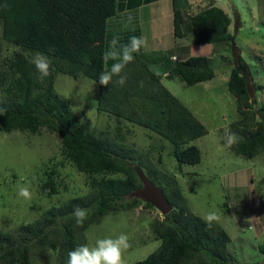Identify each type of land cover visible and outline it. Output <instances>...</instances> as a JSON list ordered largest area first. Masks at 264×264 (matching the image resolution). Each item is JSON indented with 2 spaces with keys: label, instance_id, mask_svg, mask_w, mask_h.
Here are the masks:
<instances>
[{
  "label": "trees",
  "instance_id": "1",
  "mask_svg": "<svg viewBox=\"0 0 264 264\" xmlns=\"http://www.w3.org/2000/svg\"><path fill=\"white\" fill-rule=\"evenodd\" d=\"M114 11L115 0H0L1 38L20 51L42 53L50 60V75L41 80L34 64L16 55L15 81L23 87L16 98L0 100L2 129L9 130L19 122L33 127L49 119L52 127L64 132L70 144L89 155L90 161L82 164L83 169L121 170L126 174L124 178L102 180L88 194L49 207L31 222L0 232V264H30V256L49 245L56 247L54 264H67L68 253L85 244L84 227L98 222L110 203L123 200L141 186L134 166L160 187L171 209L152 223L160 244L132 264H231L226 251L228 234L217 222L209 227L205 219L190 211L175 176L160 171L147 153L113 139L106 131L81 132L63 100L52 91L55 73L72 78L85 76L97 84L98 112L159 134L172 144V155L179 164L199 162L200 151L189 141L205 134L206 129L147 67L150 58L135 54L134 61L122 73L127 76L123 86L115 83L118 77L107 87L99 84L101 72L110 70L115 63L103 60L107 50L105 19ZM181 22V12L174 7V35H180ZM228 22L226 14L217 7H209L189 18L190 30L200 36L198 42L228 39ZM238 24L234 14V26ZM235 53L233 50V56L238 58ZM239 65L230 70L227 81L239 116L228 124L227 134L231 132L239 137V142L230 147L233 152L249 159L264 151V119L257 120L249 110L250 99ZM172 71L187 85L213 75L205 57L176 61ZM32 88L38 91L34 97L30 96ZM76 207L89 210L82 225H77L73 215ZM258 251L264 255V244L258 246Z\"/></svg>",
  "mask_w": 264,
  "mask_h": 264
},
{
  "label": "rangeland",
  "instance_id": "2",
  "mask_svg": "<svg viewBox=\"0 0 264 264\" xmlns=\"http://www.w3.org/2000/svg\"><path fill=\"white\" fill-rule=\"evenodd\" d=\"M255 3L259 5L257 9L252 8ZM237 4L241 23L235 34L240 51L238 57L249 63L253 79L237 56L232 57V64H240V73L247 84L253 86L249 110L255 113L257 120L264 119V0H240ZM255 17L256 21L253 20ZM234 48L232 50L238 54V49ZM226 51L222 54L228 59L221 60L217 56L211 62L218 78L219 68L224 69L230 58L231 49ZM16 55L32 63L35 54L20 51L2 39L0 20V67L3 73L0 100L3 101L16 98L23 87L15 81ZM217 79L208 83L213 86V92L189 85L183 86L181 91L172 89L208 130L207 134L191 142L200 151V161L193 165L177 163L172 155V144L159 134L117 116L98 112L97 84L87 77L72 78L55 73L52 91L63 100L81 132L106 131L113 139L147 153L155 167L175 176L191 212L204 219L209 212L215 211L219 216L216 222L229 236L226 249L231 264H264V255L258 251V246L264 244V151L248 159L226 145L227 129L220 130L225 121L220 120L218 112L224 113L226 121L239 116L237 112L235 114L236 104L231 94ZM37 93L32 88L30 96ZM2 128L0 125V232L31 222L49 207L88 194L102 180L126 176L121 170L83 169L82 164L90 161L89 155L70 144L64 132L52 127L49 119L33 127L19 122L9 130ZM21 186L29 188L30 200L18 195ZM162 217L150 203L126 196L110 203L98 222L84 227V245L92 248L99 239H115L126 234L129 247L123 251L122 259L123 264H132L145 258L160 244L152 223ZM55 253L56 247L49 245L32 254L30 264H54Z\"/></svg>",
  "mask_w": 264,
  "mask_h": 264
},
{
  "label": "crops",
  "instance_id": "3",
  "mask_svg": "<svg viewBox=\"0 0 264 264\" xmlns=\"http://www.w3.org/2000/svg\"><path fill=\"white\" fill-rule=\"evenodd\" d=\"M238 1L240 0H115L114 13L105 19L106 45L108 47V42L112 39L114 35L121 37L120 42L122 44L128 43L130 36H142L145 39L146 44L144 47H142L140 53L146 56L147 58H150L148 59L147 67L151 71L156 73L161 84L172 95H174L173 91H181L183 90V86H188L176 73L172 71V66L174 62L182 61L188 57H205L208 61V65L210 66L213 72L212 77L206 80L196 82L189 86H197L198 88H202V90L212 91L213 86H211L210 84L208 85V83L213 82L218 77L216 75V72L213 70L211 62H213L214 58H216L217 56H219L221 60L228 59V56L222 53L225 52L227 48H230V58L226 62L228 64L224 67V69L219 68L221 71L220 77L217 80L221 83V86L224 85L226 87L227 92L231 94L227 89V81L230 70L234 67V65L232 64V49L233 47H236L238 49L236 45L237 41L235 39V34L237 33L239 27L237 28L234 26V14H236L238 19L240 20L239 7L237 4ZM257 5L258 4L255 3V5H252V8L257 9ZM174 7L176 9H179L182 15V22L180 23V35H174L173 33ZM209 7H217L221 9L222 12L225 13L228 17L229 22L226 26V32L229 34L228 39L214 42L196 41V39H198L200 36L192 33V31L190 30L189 18L192 15ZM250 9L251 8L248 9L249 13H251ZM262 16H264V14H262ZM129 17L132 18L131 23L128 22ZM253 20L256 21V17ZM240 24L241 23L239 22L238 26ZM254 43V46H257L256 42ZM253 48L254 47H252V49ZM238 55L240 56L239 49ZM240 60L245 66L249 76L252 78L249 63H247L246 60L242 57ZM174 96L189 111L191 110L188 108L186 102L178 98L176 95ZM231 98L234 102L235 98L232 94ZM191 114L193 115L192 112ZM218 114L220 120L225 121V123L222 122V125L224 127H222L221 129L218 128L220 130H223L225 127L226 129H228V124L238 118L237 117L233 120L226 121L225 115L224 113H222V111L218 112ZM109 115L110 114H107L106 116ZM194 117L202 125L204 124L201 119L197 118L196 114ZM207 133L208 130H206L205 134ZM193 140L189 141V143L193 144L191 143ZM251 201H253L252 197Z\"/></svg>",
  "mask_w": 264,
  "mask_h": 264
},
{
  "label": "clouds",
  "instance_id": "4",
  "mask_svg": "<svg viewBox=\"0 0 264 264\" xmlns=\"http://www.w3.org/2000/svg\"><path fill=\"white\" fill-rule=\"evenodd\" d=\"M132 18H128L131 23ZM121 37L114 35L108 42L107 50L103 53V60L115 61L110 67V70L101 72L98 82L101 86H108L113 82L114 77H118L115 83L123 86L127 81V76L122 75L125 67L132 63L135 54L140 53L142 47L145 46L146 41L142 36H130L128 43L122 44ZM32 63L34 64L39 78L43 80L50 75V60L49 57L42 53H36L33 57ZM142 86V85H141ZM226 145L232 147L239 142V137L235 133H228L225 137ZM18 195L25 200L31 199V192L28 187L21 186ZM76 218L77 225H82L86 219L87 213L85 209L76 207L73 212ZM206 224L211 225L218 221V214L213 211L205 216ZM128 236L120 234L117 238L99 239L96 246L89 248L87 245L77 246L75 249L68 253L67 264H123L122 253L129 247Z\"/></svg>",
  "mask_w": 264,
  "mask_h": 264
},
{
  "label": "water",
  "instance_id": "5",
  "mask_svg": "<svg viewBox=\"0 0 264 264\" xmlns=\"http://www.w3.org/2000/svg\"><path fill=\"white\" fill-rule=\"evenodd\" d=\"M246 91L249 97L253 95V86L248 85L246 80H244ZM134 172L136 173L141 186L138 189H135L129 193V197L140 198L143 201L150 203L154 206L160 214L164 215L170 211L171 206L168 204L166 198L162 194L160 187L154 185L143 173L142 169L134 166Z\"/></svg>",
  "mask_w": 264,
  "mask_h": 264
}]
</instances>
